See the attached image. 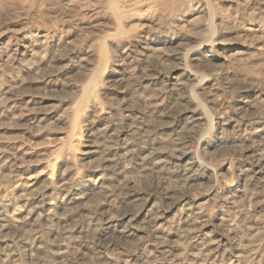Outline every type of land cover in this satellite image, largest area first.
<instances>
[{
	"label": "rangeland",
	"instance_id": "rangeland-1",
	"mask_svg": "<svg viewBox=\"0 0 264 264\" xmlns=\"http://www.w3.org/2000/svg\"><path fill=\"white\" fill-rule=\"evenodd\" d=\"M0 264H264V0H0Z\"/></svg>",
	"mask_w": 264,
	"mask_h": 264
},
{
	"label": "bare ground",
	"instance_id": "bare-ground-1",
	"mask_svg": "<svg viewBox=\"0 0 264 264\" xmlns=\"http://www.w3.org/2000/svg\"><path fill=\"white\" fill-rule=\"evenodd\" d=\"M211 43H208V42H204V44H202V46H204L203 48L205 49V47H210ZM192 74V73H191ZM122 81L121 78H119L118 80H116L115 82L118 83ZM51 84V83H50ZM50 85H48L49 87ZM90 83H86L80 90V102L76 104V106H74V115H73V122L69 125L70 128H69V131H68V134L70 136V140L71 141H75L77 140L79 137L77 136H80V135H77L76 131H80V128L77 130L74 123H76V119L78 117L79 114L83 113L84 112V109H85V105L89 103V98L94 94L92 92H90ZM47 87V88H48ZM39 99V100H37ZM37 101H28L27 104H30V105H35L36 108H34V113L31 115L32 117L28 118L29 115L27 114H23L22 116V119L23 120H26V118H28L27 120L31 119L32 122H31V125H41V124H44V123H48V121L50 120V118H53L52 116V110L49 108H45V107H39V105H42L44 104V101L42 102L43 98L40 99V98H36ZM42 102V103H41ZM90 105V110L94 111V110H97L98 109V106L95 105V103H89ZM84 122V121H83ZM80 133V132H79ZM81 138V136H80ZM79 138V139H80ZM87 148V147H86ZM29 151L31 152H35L37 149L34 148H27ZM89 149V148H88ZM91 152V151H89ZM84 154H89L88 153V150L86 153ZM83 154V155H84ZM91 154V153H90ZM51 165V164H50Z\"/></svg>",
	"mask_w": 264,
	"mask_h": 264
}]
</instances>
